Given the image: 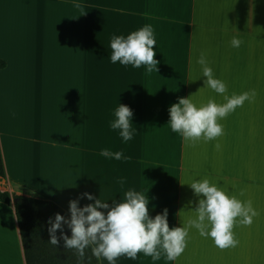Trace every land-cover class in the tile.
I'll return each instance as SVG.
<instances>
[{"label":"crops","instance_id":"0c3cea01","mask_svg":"<svg viewBox=\"0 0 264 264\" xmlns=\"http://www.w3.org/2000/svg\"><path fill=\"white\" fill-rule=\"evenodd\" d=\"M145 24L154 29L157 72L111 63V36ZM201 52L226 95L255 96L219 121L222 136L186 143L167 124L168 106L189 95L197 105L223 102L203 87ZM0 59V190L68 213L69 200L85 191L111 205L129 188L148 190L149 215L166 208L172 227L192 217L197 198L187 183L208 178L257 211L250 225H234L236 247L220 249L190 228L175 261L140 252L116 264H264V0H0ZM119 103L132 109L137 128L127 142L109 127ZM102 148L130 159L105 158ZM8 241L0 264H26L13 206L0 202V251Z\"/></svg>","mask_w":264,"mask_h":264},{"label":"clouds","instance_id":"9594fccd","mask_svg":"<svg viewBox=\"0 0 264 264\" xmlns=\"http://www.w3.org/2000/svg\"><path fill=\"white\" fill-rule=\"evenodd\" d=\"M74 6L81 7L78 2ZM241 43L236 36L230 40V45L234 48H238ZM153 45L157 43L150 24H145L126 36L114 34L109 43L112 50L110 62L115 64L118 61L121 65H131L133 68L143 65L146 73L154 70L157 72L158 61L154 58ZM196 63L201 66L202 77L205 78L203 87L221 94L223 102L217 103L209 98L206 103L197 105L189 95L179 97L177 102L168 106L167 124L171 132L180 134L186 143L201 138L207 142L222 136L223 126L219 121L255 96L254 90L226 95L225 82L214 76L204 52L196 58ZM113 116L109 127L118 130V135L124 142L131 140L137 132V128L133 127L132 109L119 103ZM215 147L220 149L219 142ZM100 155L115 160L130 159L122 151L112 152L108 148H102ZM118 183L123 186L125 179L119 178ZM187 184L197 199L192 217L181 226L169 227L166 208L154 216L149 215L151 198L147 195L148 190L145 192L129 188L119 202L113 200L111 205L108 200L85 191L69 200L70 216L56 212L54 216L47 218L48 241L53 245L62 242L63 248L74 249L80 258L84 257L85 249L91 247L92 255L98 260L103 258L107 264H116L117 258L122 255L135 260L140 252L150 256L153 262L161 258L162 252L167 261H175L186 247L190 228L196 229L202 237L211 238L220 249L236 247L239 241L233 231L234 225L248 226L257 215L252 201L241 200L236 193L208 178L192 179ZM240 195H243V190ZM81 198L92 202L79 206ZM187 203L191 205L193 201L189 200ZM65 226L70 230V235L65 233Z\"/></svg>","mask_w":264,"mask_h":264},{"label":"trees","instance_id":"16d2710c","mask_svg":"<svg viewBox=\"0 0 264 264\" xmlns=\"http://www.w3.org/2000/svg\"><path fill=\"white\" fill-rule=\"evenodd\" d=\"M5 62L0 59V68ZM4 177V166L0 152V179ZM0 202L13 206L26 264H100L92 255L91 247L85 249L83 258L74 249H65L62 242L51 244L47 231L49 216L56 212L68 217L70 214L55 202L34 196L11 194L0 190ZM66 234H71L65 226ZM59 237V229L57 230Z\"/></svg>","mask_w":264,"mask_h":264},{"label":"rangeland","instance_id":"374dc122","mask_svg":"<svg viewBox=\"0 0 264 264\" xmlns=\"http://www.w3.org/2000/svg\"><path fill=\"white\" fill-rule=\"evenodd\" d=\"M244 135V134H243ZM245 137H246V135H245ZM247 139V138H246ZM249 141H251L250 140V138L249 139H247V142H246V140H245V143H244V147H245V149H246V154L244 153V156L245 157H249V159H250V161H251V163H252V159H254V157L255 156H253V154H252V146L251 145H249ZM8 221H9V234L11 233V235H13L12 234V226H11V219L10 218H8ZM3 228V227H2ZM3 230V229H2ZM5 243V242H4ZM6 245V247H4L3 249H2V251H0V252H2V253H5V249L7 248L8 250H9V248H10V250H11V245H10V242L8 241V243H6L5 244ZM0 255H1V253H0ZM14 256H15V258H16V250H15V247H14ZM17 259V258H16ZM17 262H18V260H17ZM18 264V263H17Z\"/></svg>","mask_w":264,"mask_h":264},{"label":"bare ground","instance_id":"6f19581e","mask_svg":"<svg viewBox=\"0 0 264 264\" xmlns=\"http://www.w3.org/2000/svg\"><path fill=\"white\" fill-rule=\"evenodd\" d=\"M5 244H6V243H5ZM1 246H2V244H1ZM0 248H1V247H0ZM0 253L2 254V252H0ZM4 254H5V253H3L2 255H4ZM0 256H1V255H0ZM4 256H5V255H4ZM4 256H2V257H4ZM2 257H0V258H2ZM7 257H8V256H5L4 258L7 259ZM4 258H3V259H4ZM0 260H2V259H0ZM3 262H4V261H3Z\"/></svg>","mask_w":264,"mask_h":264}]
</instances>
